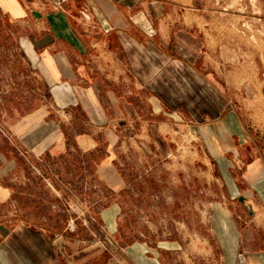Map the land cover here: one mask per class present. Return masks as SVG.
I'll return each mask as SVG.
<instances>
[{"label": "crops", "instance_id": "obj_1", "mask_svg": "<svg viewBox=\"0 0 264 264\" xmlns=\"http://www.w3.org/2000/svg\"><path fill=\"white\" fill-rule=\"evenodd\" d=\"M165 3L0 0L1 22L37 83L32 109L13 123L9 109L2 112L0 264H189L179 242L117 241L107 250L69 235L95 207L114 228L122 156L142 148L180 168L201 161L215 173L220 264H264V148L234 103L232 66L207 50L206 36L203 49L201 18L189 24L174 17L185 5L170 14ZM88 169L95 184L85 181ZM84 183L108 184L118 200L100 208L99 188L92 199L74 189Z\"/></svg>", "mask_w": 264, "mask_h": 264}, {"label": "rangeland", "instance_id": "obj_2", "mask_svg": "<svg viewBox=\"0 0 264 264\" xmlns=\"http://www.w3.org/2000/svg\"><path fill=\"white\" fill-rule=\"evenodd\" d=\"M165 4L170 14L173 5H185L178 8L174 17L179 16L189 24L199 22L198 18H201L205 34L201 35L203 49L206 48V36L207 50L217 54V61L227 59L232 66L233 84L237 86L232 89L234 103L249 118L252 140L264 148V0H166ZM193 8L200 9L198 14ZM8 27L10 25L3 24L0 19V128L2 112L6 108L10 115L6 116V121L13 123L36 102L33 89L37 83L33 79V69L21 63L20 44ZM157 117L161 119L160 115H155V119ZM191 137H185L187 143ZM138 144L145 145L143 138H139ZM142 150L133 149L122 156L120 200L117 191L108 184L85 187L84 183L74 188L85 190V195L91 199L99 188L98 192L104 193L105 199L100 196L98 207L107 206L115 198L120 201L121 209L112 230L97 215V207L91 211L93 216H87L85 212L72 223L74 229L70 237L84 235L86 239H96L107 250H111L110 246L117 241L126 246L136 242L150 245L170 242L177 246L179 242L189 264H193L194 256L197 260L194 264H220L222 252L215 230L217 216L214 211L221 208L215 199L221 196L222 185L215 179V173L211 177L210 169L201 161L196 164L197 169L188 160L186 167L180 168L177 159H172L169 164L161 154ZM44 160L46 163L52 161L51 157ZM232 170L240 173V168ZM95 176L92 169L84 173L85 181L88 178L90 184H95ZM169 255L177 257L178 252Z\"/></svg>", "mask_w": 264, "mask_h": 264}]
</instances>
